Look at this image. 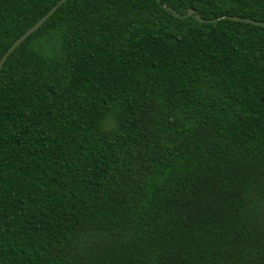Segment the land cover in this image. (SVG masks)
Returning <instances> with one entry per match:
<instances>
[{
    "label": "trees",
    "instance_id": "obj_1",
    "mask_svg": "<svg viewBox=\"0 0 264 264\" xmlns=\"http://www.w3.org/2000/svg\"><path fill=\"white\" fill-rule=\"evenodd\" d=\"M57 1L0 0V56ZM225 16L264 0H65L9 53L0 264H264V26Z\"/></svg>",
    "mask_w": 264,
    "mask_h": 264
},
{
    "label": "water",
    "instance_id": "obj_2",
    "mask_svg": "<svg viewBox=\"0 0 264 264\" xmlns=\"http://www.w3.org/2000/svg\"><path fill=\"white\" fill-rule=\"evenodd\" d=\"M65 0H58L54 5H52V7H50L48 9V11L42 16L40 17L31 27H29L27 30H25L20 36H18L11 44L10 46L4 51V53L0 56V67L2 65V63L4 62V60L6 59V57L9 55V53L17 46L19 45L30 33H32L33 31H35L54 11L55 9L64 2ZM158 1V0H157ZM172 12V14L175 17H179L177 13H175L174 11H172L171 9H168ZM190 15L194 16V19L199 21V22H206V23H212L215 20H204L201 19L198 15L195 14L194 10L192 9H187L186 13H185V17H188ZM224 18L233 20V21H240V22H244V23H250V24H254V25H259V26H264V21H254L251 19H247V18H240L237 16H225Z\"/></svg>",
    "mask_w": 264,
    "mask_h": 264
}]
</instances>
